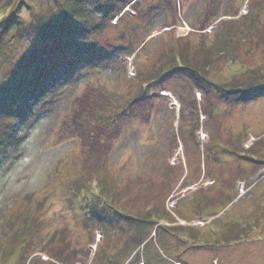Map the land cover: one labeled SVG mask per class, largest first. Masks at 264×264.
Masks as SVG:
<instances>
[{"label":"rangeland","instance_id":"rangeland-1","mask_svg":"<svg viewBox=\"0 0 264 264\" xmlns=\"http://www.w3.org/2000/svg\"><path fill=\"white\" fill-rule=\"evenodd\" d=\"M56 1L13 3L27 22L32 11L54 22ZM259 2L100 0L99 12L84 8L88 32L75 28L50 44L11 33L0 42V142L13 151L0 143V264H62L48 253H62L64 264H264V166L224 154L209 172L204 155L218 134L250 157L264 141V92L239 102L237 93L192 89L186 71L161 77L181 48L203 68L222 21H239L246 37L227 35L235 48L218 51L202 75L242 83L264 72ZM158 4L170 27L153 30L148 10ZM251 11L255 21L244 23ZM193 94L200 125L186 147L181 102ZM206 203L200 218L196 204ZM150 211L165 219L148 224ZM238 222L253 231L225 242L226 226ZM182 226L192 232L168 231Z\"/></svg>","mask_w":264,"mask_h":264},{"label":"trees","instance_id":"trees-1","mask_svg":"<svg viewBox=\"0 0 264 264\" xmlns=\"http://www.w3.org/2000/svg\"><path fill=\"white\" fill-rule=\"evenodd\" d=\"M56 2H58L56 3L58 10L51 9V13L55 15V19H56L54 20V22L47 21L44 18L43 14L33 12V11L31 13V16H32L31 20L27 22L24 20V18H22L21 16H18L17 13H15L17 7H15V3H13V0H10L9 2L5 3L4 7L0 9V15L2 16L0 17V42H5L8 35L11 33L16 38L36 37L43 43L50 44L54 42L59 35H67L70 32H72L75 28H80V31L88 32L90 26H92L93 23H90L88 19L86 18V15H83L84 10L86 9L88 11H91V8H93L95 11H98V12L101 10L98 7V5H96V3H100V0H95V1L94 0H64V1L57 0ZM261 2L263 3L259 2V4H256L255 9L260 10V8H264V0H261ZM24 3L25 2H23V4ZM26 6L29 7L28 4ZM152 6L149 7L148 11L149 13H154V16L156 17L157 25H158L157 27L154 26L153 30L160 27V25L161 26L165 25V27H170V23L166 20V16L164 15L163 6H161L160 4L152 5ZM29 8L31 9V7ZM111 10H112V7H111ZM111 10H106L105 14L108 15V13ZM173 19H176V13L175 15H173ZM254 19H256V17H254L253 11H251V13H249L248 16L244 17V21H245L244 23H248V20L250 23H252L253 21H255ZM238 22L239 21H230V22L222 21L221 22L222 26L220 28L221 32L219 35V41L217 42L218 43L217 46H215L214 49H211L210 51H204L203 56H204L206 64L204 65L203 68H201L200 66H191L190 63L188 62L189 60L186 57V53H188L189 47L181 48L179 50L172 51V54L170 56L171 60H169L171 62V66L168 68L165 74L161 75V77L166 78V75L171 76L173 74L184 73L186 71L185 74L188 77L191 84L193 85L192 89L196 90L197 88H200V89L209 88L208 92H210V94H212V92H218L222 98L223 97L228 98L230 93L232 94L237 93L239 94L238 97L240 98L239 100H237L239 102H242L243 99L254 98L258 94L263 93L264 92V72H262V70H259L258 72H251V75H248L247 79L242 83L236 80H233L232 82L229 81L227 83L214 84L208 81V79H206V77L204 76L205 75L204 73L206 72V70L210 69V67L213 66L214 56H216L218 51H219L220 56H226L229 53L231 54V49L235 48L234 46H231V45L227 46L228 43H225V37H227V35H230V41H232V38L239 33H241V36L246 37V33H244L243 31L241 32L240 24ZM262 40H264V37H261L259 39V42ZM2 44L3 43H1V45ZM221 44H224V45L226 44L225 46H227V48L230 49V52L228 49L220 50ZM0 47H3V46H0ZM193 95L194 96L191 97L190 99H187L181 102L182 109L180 112V118H182V122L184 120H187V122H189V126H187L188 129H186V131L185 129H184V132L182 130V128L184 127L183 124L181 125L180 123V127H179L180 130H182L183 135L181 134V137L184 139V143L186 147H189L190 143L194 144L195 142V141L193 142L194 135L195 133L198 132L199 125H200V116L198 115V112H197L198 111L197 103L196 101H194L195 94ZM178 97H181L180 92H178ZM131 105H133V103H131ZM207 110L208 108H206V110L204 111V114H206L209 119H213L214 117L213 111L210 110L209 112H207ZM12 129H13L12 127H9L8 129L9 133ZM211 136L213 137V135ZM5 138L7 139V137ZM8 140L9 139H7V141ZM212 140L213 141L210 142V144L207 145V147L204 150L205 164L209 172H210L209 166L211 165L214 168V166L216 165V162H218L219 158L224 154H225L224 156L235 155L236 157L241 158L243 160H246V161L250 160L249 162L257 165L258 166L257 168H262L264 166V152H262V150H264L263 140H261L259 144L255 145L256 147H254L252 150L247 152L248 156L250 157L241 155L236 150L237 148L230 144V140L224 142L222 141V139H220V136L218 134L214 135ZM0 143L1 145L4 144V147H3L4 151L10 150V152H13L11 151L12 142L9 143L8 141L4 143L2 141ZM199 157L201 158L200 154H199ZM3 165L4 163L0 166H3ZM209 176L210 178H213V174L210 173ZM230 203H231L230 200L228 202H224V201L221 202L224 208L228 207ZM200 204H196L198 217L206 214L208 209H210L209 206H213V205H208L206 203L207 205L202 207ZM160 214H161V211H158V212L150 211L149 216L147 218L145 217V220L148 222V224L152 223V225L154 224L158 225L159 223L155 222L154 218H157L158 220L156 221L160 222L163 218L165 219V215H166V214L165 215H160ZM240 224L242 223L238 222V223L232 224L231 226L230 225L226 226V230L225 232H223V236H222L225 242L230 243L231 241L241 240L243 236H247L249 232L253 231V229L251 228L248 229L247 226L242 230H238L237 227ZM168 231L174 234H177V232H179L178 234H180V232H186V231L192 232V229H190V227L182 226V227H174V228L168 229ZM182 236L185 237V234ZM145 241L146 239L140 241L138 246L143 244ZM138 246L135 249H137ZM48 254L51 258L55 259L59 263L64 264L62 253L58 255H50V253ZM108 262L117 264L115 259H109Z\"/></svg>","mask_w":264,"mask_h":264}]
</instances>
